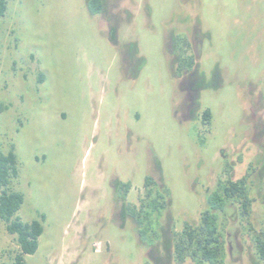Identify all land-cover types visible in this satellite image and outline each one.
I'll return each mask as SVG.
<instances>
[{
    "label": "rangeland",
    "instance_id": "374dc122",
    "mask_svg": "<svg viewBox=\"0 0 264 264\" xmlns=\"http://www.w3.org/2000/svg\"><path fill=\"white\" fill-rule=\"evenodd\" d=\"M180 48L194 58L182 77ZM12 146L17 217L44 216L28 264H178L174 233L200 221L228 166L252 208L221 217L224 264H264V0H106L95 16L85 0H6L0 153ZM147 176L172 194L153 245L117 190L140 206ZM19 251L0 221V264Z\"/></svg>",
    "mask_w": 264,
    "mask_h": 264
},
{
    "label": "trees",
    "instance_id": "16d2710c",
    "mask_svg": "<svg viewBox=\"0 0 264 264\" xmlns=\"http://www.w3.org/2000/svg\"><path fill=\"white\" fill-rule=\"evenodd\" d=\"M90 15H101L105 11L106 0H85ZM6 11V0H0V16ZM180 45V40L177 42ZM181 49V51H180ZM176 56L178 67L176 75L182 77L194 66V58L186 57V52L180 48ZM43 82V76L39 77ZM212 113L206 110L203 113L204 124H210ZM203 144V142H202ZM251 170V169H250ZM232 167H226V180H220L217 188L207 194L206 209L198 223H185L180 233L173 235L174 258L178 264L191 261L193 264H224L226 246L224 241V224L221 217L226 216L230 207L241 208L242 217H250L252 199L247 177L233 181ZM17 157L13 146L8 154L0 153V221L6 225V231L16 236L20 248L12 264H28L27 256H33L39 249V239L44 229L42 221L23 222L17 213L20 211L24 198L12 189V181L17 177ZM129 183H118L119 200L123 203L125 216L131 219L138 233L141 244L153 245L161 238L160 218L172 207L171 190L165 184H157L147 176L144 183L145 198L140 200V206L126 204L130 192ZM255 247L259 260L264 262V232L254 236Z\"/></svg>",
    "mask_w": 264,
    "mask_h": 264
}]
</instances>
